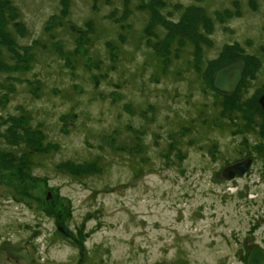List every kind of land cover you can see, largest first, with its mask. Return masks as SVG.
I'll return each instance as SVG.
<instances>
[{
    "label": "rangeland",
    "instance_id": "obj_1",
    "mask_svg": "<svg viewBox=\"0 0 264 264\" xmlns=\"http://www.w3.org/2000/svg\"><path fill=\"white\" fill-rule=\"evenodd\" d=\"M164 1L171 22L193 6L212 17L205 61L260 60L240 111L185 69L192 47L154 57L136 0L125 18L122 0H11L33 59L0 76V264H245L247 244L264 248V0Z\"/></svg>",
    "mask_w": 264,
    "mask_h": 264
},
{
    "label": "trees",
    "instance_id": "obj_2",
    "mask_svg": "<svg viewBox=\"0 0 264 264\" xmlns=\"http://www.w3.org/2000/svg\"><path fill=\"white\" fill-rule=\"evenodd\" d=\"M67 1L68 0H62V7H66ZM133 1L135 0H122L124 6V18L127 17L129 11L128 7ZM136 2L137 9L143 11L149 19L146 27L143 29V35L146 37L145 44L147 45V47L152 49L154 57L163 58L166 62V58L171 53L173 56L172 58H178V51H182V49L180 48H183L185 45L192 47V49L194 50L192 53L193 59H186V61H184L185 66H187L185 69L189 71L194 70L197 73V78L201 80L204 87L207 88L208 86L212 92L213 88L211 86V79L215 70L220 65L222 66L232 63L236 60L243 59L245 67L247 65V72L246 74H243V78L241 81L242 87L240 85V87H238L236 92L232 95H223L214 91L217 97V102L215 103V105L221 108L223 113L232 115L233 113H236L235 111H240L239 105L237 106V104L242 103L241 99L238 100V96H241L242 93L241 88L244 87L243 83L246 81L245 79L248 73L250 72L253 74L258 68H260V60L254 58L252 61L256 62V66L254 67L253 63L251 62V67L249 60H246L243 54H240L239 52H233L234 56H231L229 60H225L224 63L218 65H214V62L212 61H205L201 49V47H203L201 46V43L206 40L207 34L213 29V20L212 17L206 13L204 8L196 6L190 8L188 7L184 9L181 18L177 22H171L169 21V17L171 14H163V10L166 7V2L164 0H136ZM234 4L238 6V2H233V5ZM177 8L180 9L179 6ZM64 10H66V8H64ZM0 12V16L3 18L4 22L3 29H5V32L2 33L3 35H1L2 38L0 41V76L4 75L5 81L9 83L10 81H14L16 79V73L26 70L25 64L30 62L33 58L32 56H28L27 54L29 47L20 46L16 39V35L24 37L26 34H28V31H26L23 23L17 21L18 12H16L15 8L12 7L11 0H0ZM232 16L233 13L230 11H224L223 13L217 12L215 13L214 19L223 23L224 21L230 19ZM86 27L88 29V32H91L93 30L92 22L87 23ZM73 31H75V29H73ZM162 31H164L163 35ZM77 33L80 36L79 38H83L82 41L84 43V36L87 34V32H82L80 34L78 31ZM188 35L194 37L193 41L187 39ZM230 47L232 46H227V48ZM224 53H227L228 55L232 54V52ZM171 62L172 60L167 64L170 65ZM1 87L2 89H7L4 86ZM10 92H12V89H8L7 93H3L2 95L7 96V94ZM259 115L263 120L259 125H257L261 126L262 130L264 129V116L262 112H260ZM244 125L246 129H249L253 125L252 119L249 116L245 118ZM37 132H40L39 137L41 140L42 133L40 130L33 131L31 133ZM27 134L28 130L26 129L24 136H26ZM28 145H30V143H28ZM39 145L41 146V144ZM29 152L30 151H25L27 155H29ZM93 165V172L101 171V168L97 166L96 162L93 163ZM89 173H91V171Z\"/></svg>",
    "mask_w": 264,
    "mask_h": 264
},
{
    "label": "water",
    "instance_id": "obj_3",
    "mask_svg": "<svg viewBox=\"0 0 264 264\" xmlns=\"http://www.w3.org/2000/svg\"><path fill=\"white\" fill-rule=\"evenodd\" d=\"M244 70L245 63L241 59L220 66L215 70L211 79L213 89L224 95L234 94L242 81ZM257 103L264 115V94L257 99ZM250 164L251 158L247 157L242 161L228 165L222 170L221 177L230 181L235 176H242L248 171ZM246 264H264V250L261 247L254 246L247 257Z\"/></svg>",
    "mask_w": 264,
    "mask_h": 264
},
{
    "label": "flooded vegetation",
    "instance_id": "obj_4",
    "mask_svg": "<svg viewBox=\"0 0 264 264\" xmlns=\"http://www.w3.org/2000/svg\"><path fill=\"white\" fill-rule=\"evenodd\" d=\"M225 65H227V64H225ZM223 66V65H222ZM220 67V66H219ZM218 67V68H219ZM212 86V85H211ZM213 88V87H212ZM215 91V90H214ZM216 92V91H215ZM264 94V93H263ZM224 95V94H223ZM262 95V94H261ZM260 95V96H261ZM259 96V97H260ZM258 97V98H259ZM263 114V113H262ZM264 116V115H263ZM254 154L253 153H250V154H247V155H245L244 157H241V158H239V159H236V160H234L233 162H231V163H228L225 167H227L228 165H231V164H234V163H236V162H239V161H242V160H244L245 158H247V157H250L251 158V164H250V167L252 166V164H253V162H254V159H255V157L253 156ZM225 167H223V169L225 168ZM250 167H249V169H250ZM222 169V170H223ZM249 169H248V171H249ZM222 170L220 171V176H221V173H222ZM246 174V173H245ZM244 174V175H245ZM238 177H240V176H235L234 178H238ZM254 246H258V247H260L258 244H254V245H252V244H247V247H246V254H247V256L245 257L246 259H245V261L247 260V257H248V255H249V253H250V251H251V249L254 247ZM263 250H264V248L263 247H261ZM246 264V263H245Z\"/></svg>",
    "mask_w": 264,
    "mask_h": 264
}]
</instances>
